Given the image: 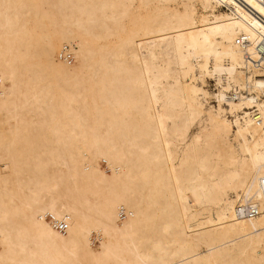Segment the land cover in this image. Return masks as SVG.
<instances>
[{
	"label": "bare ground",
	"instance_id": "obj_1",
	"mask_svg": "<svg viewBox=\"0 0 264 264\" xmlns=\"http://www.w3.org/2000/svg\"><path fill=\"white\" fill-rule=\"evenodd\" d=\"M261 50L258 0H0V264H264Z\"/></svg>",
	"mask_w": 264,
	"mask_h": 264
},
{
	"label": "rangeland",
	"instance_id": "obj_2",
	"mask_svg": "<svg viewBox=\"0 0 264 264\" xmlns=\"http://www.w3.org/2000/svg\"><path fill=\"white\" fill-rule=\"evenodd\" d=\"M172 6H173L172 8H177V9L180 8V9H181V6H180L178 3H174ZM197 11H198V13L201 12V10H200L199 7H198V10H197ZM74 64H76V60H75V58H74V60H73L72 65H74ZM197 83H198V84H201V81L198 80ZM201 85L204 87V89H206L208 92H210V95L208 96V99H207V101L205 102L206 106L208 107V105H216L217 102H216L215 97H213V93H217L218 90L220 89V86L217 84V81L215 80V78L212 77V76H210V75H206V76H204V82H203V84H201ZM242 91L245 93V95H246V94H249V93L246 91V88H245V87L242 88ZM252 93H253L254 95H257V92H256V91H253ZM0 117H1V116H0ZM199 123H200L199 120H196V121L191 125V127H190V129H189V132H188V134H187V137H186V139H185L184 142H183V141H179L178 138H174V143H175V145H176V150H177V153H176V157H177V158L174 160V164H176V165L178 164V162H179V158L182 157L183 154H184V152H185V146H186L189 142H191V140H192L194 134L197 133L198 130L200 129L201 125H200ZM234 137H235L234 134H232V135L229 136V139H230L231 142H233V143H235V139H234ZM238 138H241V135H240V134H238ZM98 165L100 166V168H101L102 170L109 172V168L107 167V162H106L105 159H99V161H98ZM53 170H54L57 174H60V173L64 170V168L61 167V166H54V167H53ZM29 176H31V175L29 174ZM29 176H28V177H29ZM232 195H234V194H232ZM89 199H90L91 202L94 201V198H93L91 195L89 196ZM120 217H121V216H120ZM120 219H122V221H123V220L126 219V216H125L124 218L121 217ZM93 234H94V235H93V237H92V244H91L92 246H91V247H93L92 249H93L94 251H98V249H99V246H98V245H100V238L98 237L97 234H99V233L94 232Z\"/></svg>",
	"mask_w": 264,
	"mask_h": 264
},
{
	"label": "built area",
	"instance_id": "obj_3",
	"mask_svg": "<svg viewBox=\"0 0 264 264\" xmlns=\"http://www.w3.org/2000/svg\"><path fill=\"white\" fill-rule=\"evenodd\" d=\"M258 1H260L262 4H264V0H258ZM261 54L263 55V59H264V51L263 50H261ZM59 57H60V59L66 61L68 63H72L74 60V53L71 50L70 46H63ZM251 213H254V211H252ZM125 216H126V214L124 212H122L121 217L124 218ZM47 218L50 219L53 227L56 230H58L60 232H64L67 230V228H68L67 221L57 219L53 215H48Z\"/></svg>",
	"mask_w": 264,
	"mask_h": 264
}]
</instances>
